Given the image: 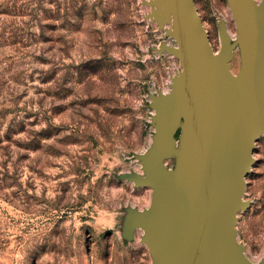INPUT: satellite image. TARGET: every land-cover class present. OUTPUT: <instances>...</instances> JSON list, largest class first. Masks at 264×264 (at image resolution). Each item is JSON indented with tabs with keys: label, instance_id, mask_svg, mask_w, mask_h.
Segmentation results:
<instances>
[{
	"label": "rangeland",
	"instance_id": "obj_1",
	"mask_svg": "<svg viewBox=\"0 0 264 264\" xmlns=\"http://www.w3.org/2000/svg\"><path fill=\"white\" fill-rule=\"evenodd\" d=\"M153 1L0 0V264H153L146 168L183 72L167 51L178 48L170 20L159 24ZM192 5L215 54L228 36L237 75L229 3ZM181 134L172 155H159L167 170ZM252 161L235 240L262 264L264 133Z\"/></svg>",
	"mask_w": 264,
	"mask_h": 264
},
{
	"label": "water",
	"instance_id": "obj_2",
	"mask_svg": "<svg viewBox=\"0 0 264 264\" xmlns=\"http://www.w3.org/2000/svg\"><path fill=\"white\" fill-rule=\"evenodd\" d=\"M227 2L240 39L237 75L228 65L234 46L223 34L213 52L192 0L153 1L159 24L170 20L178 48L167 51L183 68L178 92L160 110L159 151L146 168L154 194L144 228L153 264H252L236 243L235 217L254 141L264 133V0ZM178 127L180 150L167 170L159 155H172Z\"/></svg>",
	"mask_w": 264,
	"mask_h": 264
},
{
	"label": "bare ground",
	"instance_id": "obj_3",
	"mask_svg": "<svg viewBox=\"0 0 264 264\" xmlns=\"http://www.w3.org/2000/svg\"><path fill=\"white\" fill-rule=\"evenodd\" d=\"M234 18V17H233ZM237 29V28H236ZM230 36V35H229ZM234 36V35H233ZM235 43V42H234ZM231 72V71H230Z\"/></svg>",
	"mask_w": 264,
	"mask_h": 264
}]
</instances>
